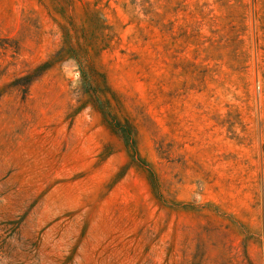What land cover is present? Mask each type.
I'll return each instance as SVG.
<instances>
[{
  "label": "rangeland",
  "instance_id": "1",
  "mask_svg": "<svg viewBox=\"0 0 264 264\" xmlns=\"http://www.w3.org/2000/svg\"><path fill=\"white\" fill-rule=\"evenodd\" d=\"M0 264H264V0H0Z\"/></svg>",
  "mask_w": 264,
  "mask_h": 264
},
{
  "label": "trees",
  "instance_id": "2",
  "mask_svg": "<svg viewBox=\"0 0 264 264\" xmlns=\"http://www.w3.org/2000/svg\"><path fill=\"white\" fill-rule=\"evenodd\" d=\"M62 30L63 43L61 48L54 53L48 61L37 67V69L46 70L63 58L75 60L80 68L85 90L89 95V98H91L90 100L93 106L101 110L105 118L109 119L110 122L113 123V126L122 132L125 142L129 146V149L132 150L133 142L131 139V128L127 124H121L119 121L117 122L116 119H112L115 117L112 115L111 118L109 113H107V109L110 106V100L104 95V91L109 90L105 83L104 75L103 82L101 83H96L90 78V72L92 71V68H94V60L106 47L105 40L101 41L100 38V35L103 34V28H95L90 25V23H83L80 27L75 29L69 25H62ZM73 38L75 41L72 40Z\"/></svg>",
  "mask_w": 264,
  "mask_h": 264
}]
</instances>
